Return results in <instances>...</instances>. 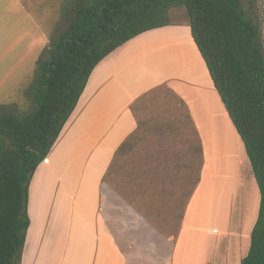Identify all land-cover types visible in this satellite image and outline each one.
Returning a JSON list of instances; mask_svg holds the SVG:
<instances>
[{"label":"crops","instance_id":"crops-1","mask_svg":"<svg viewBox=\"0 0 264 264\" xmlns=\"http://www.w3.org/2000/svg\"><path fill=\"white\" fill-rule=\"evenodd\" d=\"M45 1L40 5H45ZM2 2L4 8L0 10V21L14 19L15 8L20 6L21 1ZM16 19L19 20V17ZM30 22L29 27L35 29L34 35L44 38L45 34L40 31L36 21L31 19ZM176 30L184 32L181 35H184L186 47L166 50L152 60L151 57L160 52L157 50L161 34L176 33ZM189 35L187 30L172 25L145 31L117 47L92 70L93 88L88 104L86 102L75 113L82 119H85V115L87 120L83 122L92 123L94 128L100 126L104 119L105 123L111 122L113 128L108 132L110 139L106 141V132L98 139V144L101 142L103 145L99 154V162L102 160L98 168L99 180H95L98 190L93 196L82 197L78 206L80 219L75 222L76 230L89 241L85 244L83 240L80 245L72 247L73 254H80L76 256L77 259L65 261L62 256L60 264H240L246 255L250 232L258 213L259 190L253 175V181L247 179V157L242 142ZM137 64L146 71L142 68L141 78L133 82L130 75ZM90 76L78 101L86 95ZM147 81L149 85H146ZM163 83L168 84L185 103L202 152L199 181L187 199L176 234L167 237L148 223L110 184L102 181L117 147L136 127L130 106L137 98ZM69 117L66 121L72 122L73 119ZM78 120L77 123H81ZM70 126L66 124L65 133ZM53 154L54 151L48 153V163L43 161L38 165L28 187L30 197L36 187L41 188L40 207L48 204L54 206L51 203L53 200L55 202V195L48 186L52 185ZM235 174L241 192L238 191L240 203L237 220L234 218L237 192H231L230 187ZM35 175L36 182L33 184ZM41 175L46 178L43 185L39 182ZM209 175L210 182H213L212 190L205 183ZM75 204L72 201V206ZM28 214L30 228L32 221L34 223L35 217L39 216L37 224H40L38 230L41 239L46 233L49 214H37L33 220L32 210ZM73 226L74 221L70 220L68 228L71 230ZM29 227L25 242H28ZM81 256L84 257L83 261L79 259Z\"/></svg>","mask_w":264,"mask_h":264},{"label":"trees","instance_id":"trees-1","mask_svg":"<svg viewBox=\"0 0 264 264\" xmlns=\"http://www.w3.org/2000/svg\"><path fill=\"white\" fill-rule=\"evenodd\" d=\"M171 8L185 10L191 38L242 142L259 190L257 217L248 251L240 264H264V53L257 26L246 15L241 0L68 1L66 9L71 16L67 25L51 43L47 58L37 62L30 89L31 110L19 114L0 108V264H21L30 225L27 212L30 180L74 110L94 67L135 36L170 25ZM189 121L197 137L192 151L200 155L202 165L200 141ZM145 125V120L136 122L134 130L117 147L102 181L107 182L115 158L132 151ZM152 162L151 158L143 166L149 171ZM156 162L160 163V159ZM143 166H134L138 168L136 173L128 172L127 176L139 181ZM199 172L189 181L191 190L187 199L199 181ZM160 179L155 171L149 182ZM122 187L113 186L127 200L123 189L119 190ZM155 188L151 186L149 197L156 196ZM187 199L172 230L157 223L150 205L142 208L135 203V206L142 217L167 237L176 234ZM173 224L174 221L170 223Z\"/></svg>","mask_w":264,"mask_h":264},{"label":"rangeland","instance_id":"rangeland-1","mask_svg":"<svg viewBox=\"0 0 264 264\" xmlns=\"http://www.w3.org/2000/svg\"><path fill=\"white\" fill-rule=\"evenodd\" d=\"M20 1V6L15 8L17 9L14 13L15 18L0 21V79H2L0 82V108L19 114L31 110L33 103L30 100V89L37 62L47 58L51 43L65 28L68 17L71 16V11L66 9L70 0ZM43 1L46 4L40 5ZM0 4V10H2L4 8L2 7V0H0ZM241 6L246 15L257 26L259 42L264 53V0H241ZM17 17L19 20L16 19ZM169 17L170 25L177 27V29L187 30L190 34L187 16L183 8H171ZM31 19H34L40 26V31L45 34L44 38L40 35H34L36 34L34 33L35 29L29 27ZM183 33L180 30H176V33L163 32L159 38L157 50L160 52L154 54L151 59L153 60L160 53H165L166 50L177 49V46L185 48V38L184 35H181ZM16 34L20 35L17 36ZM142 68L144 69L138 64L133 66L132 70L135 71L130 75L131 81L135 82L141 78ZM144 70L146 71V69ZM92 75L90 76L91 81L89 79L90 84L87 85L86 95L78 101L69 117V119H73L72 122H67L68 120L65 122L49 152L50 154L54 151L52 185L48 184L53 196L55 195V202L53 200L51 203L54 206L49 204L43 207L38 206V201L43 195L41 188L39 190L36 187L31 197L28 192L27 212L32 210V214L34 213L31 217L32 220L37 214H49V218L46 224V233L41 239H39L38 230L40 224H37L39 216L35 217L34 223L32 221L31 228L29 227L28 242L24 244L21 264H60L62 256L65 257V261L77 259L76 256L80 254H73L72 247L80 245L83 240L85 244L89 241L88 238L84 239L82 235L78 234L79 232L76 230L75 222L80 219L78 206L82 197L91 194L93 196L98 190V187H95V180H99L98 168L102 161L99 162V154H101L103 147L101 142L98 144V139L103 132L107 134L106 141L110 139L111 136L108 132L113 128V124L111 122L105 123V119L100 126L94 128L92 123L83 122L87 120L85 115V119H82L76 114L86 102L88 104L87 100H89L93 88ZM146 85H149L148 81ZM130 108L135 121L145 120L146 125L139 131L137 137L140 140L135 144L132 151L123 157L117 156L115 158V163L112 164L113 170L111 169V174L107 176V183L112 187L115 184L120 185V187L124 186L119 190L123 189L127 198L126 201L129 200L128 202L133 208L137 210L135 203H138L142 208H147L150 205V213L152 217L157 219V223L168 230H172L178 223V214L182 210L181 206L189 196L191 190L189 181L195 179L201 166L200 155L192 151L196 145L197 137L190 124L186 105L168 84L163 83L137 98ZM77 120L81 123H77ZM66 124L67 127L70 126L68 134L65 133ZM86 138L88 139L85 141ZM151 158L154 159V162L148 171L143 165L150 162ZM157 159H160V163L156 162ZM52 161L51 158L50 162L52 163ZM44 162L48 163L47 157ZM246 163L247 179L253 181L247 158ZM155 164L156 168H154ZM134 166H143L139 171L141 173L139 181L132 180L131 177L127 176L128 172L136 173L135 170L138 168H134ZM107 170L108 167L105 173ZM232 170L230 172H233ZM155 171L159 172L162 180L150 183L149 180ZM189 174L191 175L190 178H188ZM36 175L33 178V184L36 182ZM232 179L231 192H237L235 195L237 203H234L236 206L234 218L236 217L237 220L240 203L238 191L240 194L241 192L237 185L236 174L234 181ZM45 180L46 178L41 175L39 179L41 185ZM126 180L132 181L126 183L124 182ZM210 180L209 175L205 183L206 187L212 190L213 184L211 183L213 182ZM151 186L156 187V196H148L151 193ZM72 201L76 203L75 206H72ZM224 211L225 207L223 213ZM137 212L140 214L138 210ZM70 220L74 221L71 230L68 228ZM172 221H174L173 226L170 225ZM83 258L81 256L80 261H83Z\"/></svg>","mask_w":264,"mask_h":264}]
</instances>
